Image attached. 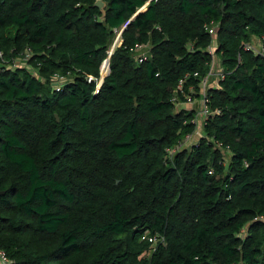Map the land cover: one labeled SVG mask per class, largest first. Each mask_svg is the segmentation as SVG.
<instances>
[{
  "label": "trees",
  "instance_id": "obj_1",
  "mask_svg": "<svg viewBox=\"0 0 264 264\" xmlns=\"http://www.w3.org/2000/svg\"><path fill=\"white\" fill-rule=\"evenodd\" d=\"M97 1L0 0L8 264H264V0Z\"/></svg>",
  "mask_w": 264,
  "mask_h": 264
},
{
  "label": "built area",
  "instance_id": "obj_2",
  "mask_svg": "<svg viewBox=\"0 0 264 264\" xmlns=\"http://www.w3.org/2000/svg\"><path fill=\"white\" fill-rule=\"evenodd\" d=\"M216 27H217L216 25L212 26L209 29L208 33L211 34L212 36H214V31H215ZM118 35L120 36L121 32H119ZM145 48L146 47H139L138 48L139 52H138V55H137V59H138L139 63H141L142 61H144L146 59V53H145V51H142V49H145ZM247 48L255 50L253 47L247 46ZM209 51L211 52V50H209ZM263 51H264V49H262L261 52H263ZM26 58H28V55H26ZM0 59H1V63H4L1 53H0ZM215 66L216 65H214V62H213V64L210 67V71H209L208 75L206 77H204L203 79H201V82H200V85H199L200 91H199L198 100L193 99V96L196 95V94H194L195 92H194L193 87H189V91L187 92L188 94H184L183 93L184 92L182 90L183 89V85H184L185 80L188 78V76H185L184 79L180 80L178 82V85H177V91L179 92V94L185 95L184 99H185V106L186 107L191 106V104L196 102V101H198L197 103L200 105V109H199L198 114L196 115V118L194 120V122L197 124V131H199V129H200L201 122L203 120H205L208 115H210V114H218V111L209 112V110L207 109V106H206V104H207L206 90L211 88V86H210V81L212 80L211 78H213V76H215V75L217 77H219L220 74H221V70L220 69H218V71L215 73V71L213 70V68ZM101 69H102V67H101ZM105 74H107V73H105ZM101 76H103L102 71H101ZM197 76H198L197 73L193 74L194 78L197 77ZM172 101L176 103V106L180 104V103L177 102L178 101V97L176 95L172 98ZM197 131L192 136H186L184 138V140L179 145H177L175 147V149H172V150L168 151V154L172 155V154L175 153L176 150L184 148L185 147L184 144H186V143H188V145L191 144L190 141H193L192 139L198 133ZM8 263H9V261L7 259V256L0 251V264H8Z\"/></svg>",
  "mask_w": 264,
  "mask_h": 264
},
{
  "label": "rangeland",
  "instance_id": "obj_3",
  "mask_svg": "<svg viewBox=\"0 0 264 264\" xmlns=\"http://www.w3.org/2000/svg\"><path fill=\"white\" fill-rule=\"evenodd\" d=\"M120 43H121V38H120V36L117 34L116 35V37L114 38V40H113V43H112V46H111V49H110V52H109V55L111 54V52L114 50V48H116V47H118V46H120ZM252 44L254 45H251V46H253V47H255L256 48V40L255 39H253V41H252ZM146 50V48L145 49H142V51H145ZM15 64L18 66V65H23L22 64V62L21 61H16L15 62ZM213 70L215 71V73L218 71V67H214L213 68ZM104 75V74H103ZM105 76H106V74H105ZM216 75L215 76H213V78H211L212 80H211V82H210V84H212V85H216L215 84V79H216ZM101 79H102V76H101ZM103 82V81H102ZM54 85H56V83H54ZM192 105V107L193 108H196V109H200V105L199 104H197L196 102H194V103H192L191 104ZM190 106H188V108H189ZM198 133L195 135V137H194V139H193V141H190V143H194V142H196L200 137L199 136H201V132H200V129H199V131H197ZM184 146H188V143H186V144H184Z\"/></svg>",
  "mask_w": 264,
  "mask_h": 264
},
{
  "label": "water",
  "instance_id": "obj_4",
  "mask_svg": "<svg viewBox=\"0 0 264 264\" xmlns=\"http://www.w3.org/2000/svg\"><path fill=\"white\" fill-rule=\"evenodd\" d=\"M95 5H96L97 7H99V8H101L102 10H103V8H104V4H103L100 0H98V1L96 2ZM140 11H142V10H140ZM108 69H109V58H107V59L104 61V63H103V66H102L101 71H102V74H104V75L102 76V79L99 80L98 88L101 86L102 81H103V79L105 78V73L108 72Z\"/></svg>",
  "mask_w": 264,
  "mask_h": 264
},
{
  "label": "crops",
  "instance_id": "obj_5",
  "mask_svg": "<svg viewBox=\"0 0 264 264\" xmlns=\"http://www.w3.org/2000/svg\"><path fill=\"white\" fill-rule=\"evenodd\" d=\"M211 82V81H210ZM218 82V78L215 79V84ZM211 88L217 87V85L210 84Z\"/></svg>",
  "mask_w": 264,
  "mask_h": 264
}]
</instances>
